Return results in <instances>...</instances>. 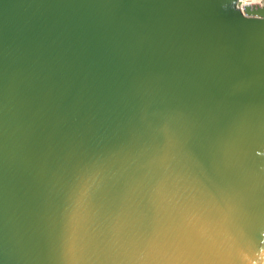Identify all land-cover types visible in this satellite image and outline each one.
I'll use <instances>...</instances> for the list:
<instances>
[{"label": "water", "instance_id": "water-1", "mask_svg": "<svg viewBox=\"0 0 264 264\" xmlns=\"http://www.w3.org/2000/svg\"><path fill=\"white\" fill-rule=\"evenodd\" d=\"M0 0V264H264V6Z\"/></svg>", "mask_w": 264, "mask_h": 264}, {"label": "built area", "instance_id": "built-area-1", "mask_svg": "<svg viewBox=\"0 0 264 264\" xmlns=\"http://www.w3.org/2000/svg\"><path fill=\"white\" fill-rule=\"evenodd\" d=\"M260 3V6H264V0H238V7L244 11V8L246 4H258Z\"/></svg>", "mask_w": 264, "mask_h": 264}]
</instances>
